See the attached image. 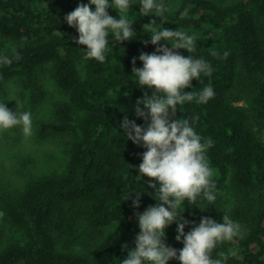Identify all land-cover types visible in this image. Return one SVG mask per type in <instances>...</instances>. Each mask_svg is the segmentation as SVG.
Here are the masks:
<instances>
[{
    "label": "trees",
    "instance_id": "obj_1",
    "mask_svg": "<svg viewBox=\"0 0 264 264\" xmlns=\"http://www.w3.org/2000/svg\"><path fill=\"white\" fill-rule=\"evenodd\" d=\"M80 3L89 0H0V36L15 49L0 57L11 61L0 62V96L12 77L31 78L52 63L67 97L55 106L56 120L44 128L73 135L64 173L34 178L6 201V215L22 237L0 247V264H121L135 247L136 214L158 201L149 178L138 170L146 149L127 140L121 123L127 116L147 124L134 106L152 90L139 87L132 60L143 67L141 53L156 51L157 45L144 43L151 34L143 26L152 20L156 27L197 37L194 54L178 51L204 58L213 68L211 76L194 78L186 91L199 94L211 85L214 98L185 102L175 118L188 119L199 135L214 142L207 156L216 200L208 204L201 196L196 205L185 200L179 211L185 210L183 217L195 225L205 216L223 223L226 213L246 235L218 245L213 258L235 251L226 264H264V0H180L174 9L164 0L167 22L141 15L140 0H132L128 19L134 23V39L120 43L110 33L104 63L84 59L86 46L78 45L79 33L64 19ZM185 8L188 16L182 18ZM108 11L119 18L116 9ZM137 192L138 208L133 205ZM194 224L186 225L185 233ZM177 227L174 222L167 228L166 243L179 250L183 243L176 240Z\"/></svg>",
    "mask_w": 264,
    "mask_h": 264
},
{
    "label": "clouds",
    "instance_id": "obj_2",
    "mask_svg": "<svg viewBox=\"0 0 264 264\" xmlns=\"http://www.w3.org/2000/svg\"><path fill=\"white\" fill-rule=\"evenodd\" d=\"M92 5H95V10ZM109 8L116 9L119 18L110 15ZM131 8L132 0H89V3H80L65 16L67 24L79 33L78 45L86 46L85 60L106 61L110 33L120 43L134 39V23L128 19ZM168 11L164 0H140L143 16L153 15L167 22L165 13ZM187 16L188 8H185L181 17ZM155 25L156 20H152L143 29L151 34V40L144 43L157 45L156 51L141 53L139 60L143 62V67H135L136 58L132 60V72L138 78L139 87L152 90L150 95L145 92L134 106L136 116L142 117L147 124L146 127L138 125L125 116L121 127L127 140L146 149L138 170L143 177L149 178V187L155 189L154 198L158 203L136 214L140 232L135 238V247L128 251L121 264H169L173 259L179 260L180 264H226L229 255L236 256L235 251L227 254L219 252V258H213L212 254L220 244L243 239L246 233L241 225L226 213L223 223L205 216L195 225L183 217L185 210L179 211L185 200L189 205H196L197 198L201 196L208 204H215L216 200L214 170L207 156L214 142L199 135L188 119L175 118L178 106L182 107L185 102L207 103L214 98L211 85L205 86L199 94L186 91L192 87L194 78L200 80L202 74L211 76L213 68L204 58L184 56L178 51L186 49L194 54L197 37L183 30ZM161 41L167 43L162 45ZM210 54L219 58L214 49H210ZM229 55L225 51L223 58L227 59ZM20 58L16 54V59ZM0 62L11 63L7 57L0 58ZM16 126L22 127L26 137L31 136V113L13 112L4 101H0V132ZM140 196L141 192L135 193L134 207H139ZM174 222L178 225L176 240L183 243V248L179 250L166 243V230ZM190 223L194 226L185 233V227ZM124 247L127 248V245Z\"/></svg>",
    "mask_w": 264,
    "mask_h": 264
},
{
    "label": "rangeland",
    "instance_id": "obj_3",
    "mask_svg": "<svg viewBox=\"0 0 264 264\" xmlns=\"http://www.w3.org/2000/svg\"><path fill=\"white\" fill-rule=\"evenodd\" d=\"M179 1L166 0L170 9ZM12 50V42L0 36V57ZM66 97L53 76L52 63L40 66L31 78L14 76L3 87L0 101L13 112L31 113L32 135L26 137L21 126L0 132V247L22 237L6 215V201L32 179L67 169L73 135L44 128L45 123L56 120L55 106Z\"/></svg>",
    "mask_w": 264,
    "mask_h": 264
}]
</instances>
